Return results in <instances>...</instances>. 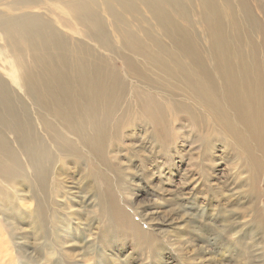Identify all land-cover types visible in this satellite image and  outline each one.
<instances>
[{"label":"bare ground","instance_id":"bare-ground-1","mask_svg":"<svg viewBox=\"0 0 264 264\" xmlns=\"http://www.w3.org/2000/svg\"><path fill=\"white\" fill-rule=\"evenodd\" d=\"M42 1L58 8L56 19L30 11L15 15L0 11L3 49L12 54L11 82L18 89L15 92L9 87L11 82L0 76V177L13 187L14 194L30 187L31 196L36 198L35 206L32 199L25 203L28 208L20 210L12 197L2 194L0 211L26 220L35 232L42 230L39 236L47 240L49 235L45 233L50 225L46 204L56 203L54 196L69 192V199L79 202L70 204V208L78 211L86 205L90 211L99 210L104 215L108 223L104 230L109 231L104 235H108L104 237L106 249L115 250L113 239L121 228L131 231L119 236L122 245L129 236L136 248L152 246L158 236L133 220L131 211L141 213V221L150 223L156 234L165 235L168 229L162 221L155 222L159 221L155 212L149 215L136 211L139 206L126 183L128 180L130 184L126 177L130 167H118L109 153L116 155L113 153L121 149L118 141L125 134L134 141L131 148H136L135 154L142 161L147 160L150 149L158 160L165 150L172 155L176 123L189 119L197 127L198 136L204 135L206 144L201 162H197L211 168L222 163L225 155L220 157L215 150L223 142L226 151L238 160L232 173L238 177L237 186L242 182L248 187L250 180L255 184V204L249 202L248 188L242 190L247 194L239 192L233 206L244 218H250L231 229L233 222L228 224L223 211L227 207L225 199L230 200L228 196L233 193L227 195L216 186L223 182L212 183L208 176L201 183L194 180V202L202 207L199 193L212 188L220 206L216 219L227 223L212 228L214 234L210 235L203 226L198 227L197 212L189 211L193 227L188 230L202 240L198 248L203 253L209 251L205 243L215 241L220 247L225 244L221 236L231 233L238 250L231 248L232 244L230 249L243 257L237 264H264V198L258 193L262 191L258 189L260 184L264 193V0ZM42 1H7L4 5L33 8L41 6ZM65 24L71 27L70 32L59 30ZM114 58L122 61L126 75L115 68ZM3 132L12 135L16 146ZM69 163L92 166L90 179L103 184L89 194L93 187L89 179H82V192L89 196L85 202L93 195L91 200L96 203L83 204L85 196L77 198L79 190L72 182L60 187ZM151 175L148 170L143 173ZM39 190L53 202L44 204L37 196ZM63 216L64 222L59 219L63 224L52 227L55 239L46 241L52 258L56 244L61 245L60 252L72 258L74 247L65 244L76 241L72 235L92 224L77 218L69 230L64 223L71 218L65 213ZM83 230L85 234L87 228ZM96 234L91 236L96 238ZM180 236L177 241L181 250ZM92 243L88 240L82 245L92 249ZM221 249L226 251L225 246ZM104 250L84 251L81 260L92 254L99 263L116 264V256L108 258ZM10 254L4 255L9 258ZM11 263L16 264L14 260Z\"/></svg>","mask_w":264,"mask_h":264},{"label":"rangeland","instance_id":"rangeland-1","mask_svg":"<svg viewBox=\"0 0 264 264\" xmlns=\"http://www.w3.org/2000/svg\"><path fill=\"white\" fill-rule=\"evenodd\" d=\"M7 1L19 2L22 0H0V11L9 15H15L21 12L30 11L36 14H40L45 18H50L52 16L56 19L58 17V13H60L58 8H56L53 3L51 4V2L48 1L43 2L41 0L42 3L39 2V4L41 3V6H35L33 8H24L18 6V9H13L11 6H5L4 3ZM49 10H52L53 12L50 14ZM260 14L262 15L261 12ZM196 25L197 30H200L202 28L199 21L196 22ZM59 30H63L65 33H67L71 31V27L65 24V26L60 27ZM203 37L205 38V35H203ZM258 37H256L257 40L261 39ZM4 42L5 41L3 38V33L0 30V76L3 78L4 81L6 79L8 80V83H10L11 80L14 79V76L11 71L12 65H10L9 62L10 60H12V54L8 49H3ZM113 65L115 66V68L119 69L120 72L123 73V75H126L125 68L123 67V63L120 59L114 58ZM9 87L15 92L18 91V89L14 87L12 82L9 84ZM20 98L26 99L23 95H21ZM176 125L178 126L173 131V138L175 143L171 147L172 149H174L175 152L173 151L172 155H169L168 151L165 150V153H160V161L158 159H155L156 154L151 149L150 152L147 153V156H149L147 157V160L142 161V157L140 158L138 155L135 154L136 148H131V145L134 141L129 140L125 134L122 135L120 140L118 141V146L121 149H119L118 151L116 150L117 152L115 151L116 153H113V155L118 154V158H115L116 155L112 156V154L109 153L110 157L112 158L111 161L113 163L118 162V167H122L125 169H129L130 167V170L128 171L129 173L126 177L129 179L131 185L128 183V180H126L127 182H124L128 184L127 186L130 188L129 191L132 192V200L136 203L135 205L139 206V209L136 208V211H142L144 213L148 212L149 215L150 213L155 212L154 217L157 216V220H159H155V222L162 221L164 224H160L165 225L164 228L168 229L166 232L167 234L165 233L166 236L156 234V232H152L151 224L141 221V213L139 215V213L133 212V210L131 211L130 207L127 204L122 203L128 211H131L132 219L136 220L140 225H144L143 227L148 229L150 233H153L155 236H158V239L156 240V243L154 245L147 246L148 248H136L133 244V241H131L132 238L128 236L127 240H124L125 244L122 245L123 241L120 240L119 236L126 235V233L130 231V229L127 228L125 230L120 227L121 231H117L116 234V237L118 236V238L115 237L113 239L114 243L116 244L114 246L115 250H111L110 247H107L108 249H106L107 244L105 238L108 235H104L106 234V232L108 234L109 231H105L104 228L107 227L108 223H105L104 215H102L99 210L92 212L90 211L91 208L87 207L86 205H84L83 207H81L80 205L81 210L78 211H76L74 207L70 208V204H77L79 202H77V200H70L69 197H72V195L69 192L64 196H54V198L57 200L56 203L46 204L49 202H53L52 200L54 199H48V201V197L45 195V193L39 190L36 192L37 196L44 204L47 205L48 208L47 213L49 216V223H47V225H50V229L48 227L47 232L45 233L47 236L49 235V239L47 240L55 239V237H53L54 228L52 230V227L54 225L60 226L63 224L61 221H59V219H64L63 213H65L68 218L70 217L72 219H70L67 224L64 223V226L66 227L72 226L75 220H77V218L78 220L84 223L85 221L91 222L92 224H88L83 227V229L87 228V232L85 233L86 236L83 233L84 230L79 229V231H77V234L72 235L75 237L76 241H72L69 244H65L74 247V250L70 251L71 255L72 253L74 254L72 258L67 257L63 254V252H60L61 245L58 244H56V252L55 255L53 254L52 258L51 254L48 251L49 246L46 244V238L39 236L42 230L35 232V230L29 225V223L26 222V220L23 221L21 220V217H15V215L13 216V214H5L0 211V233L2 234V237L0 234V264H14L11 263L13 262V260L14 262H16V264H102L99 263V261L94 260V255L92 254L89 256V258H87V260L86 258L85 260L83 259V261L85 262L81 260V253H83L84 251L93 252L96 248H100L101 250H104L105 248L108 258L112 257V255H115L116 264H237L239 261H241L243 257L239 256V252L230 249L231 244L232 246L234 244V242L232 241L234 235L230 236L231 233H226L224 234V236H221L223 242L225 243L224 245H220V247H217L219 245L218 242L214 241L213 243H211L209 241L208 243H205L206 245H208L209 251H204L203 253L201 251L202 249L199 250L201 247H198L201 246V244L203 243L202 240L199 239L195 233H192V231L190 232L188 230L189 227H193L191 226L193 222L190 212H197L196 222L198 224V227L203 226L202 229L209 232L210 235L214 234L212 228H216L219 224L221 225L222 223L226 224L228 222V224L231 225L232 223L230 224V221L233 222V227H231V229H233L236 225L240 224L243 221L245 223L247 221L246 219L250 218H244L242 214L238 213L239 210L235 209L233 203L236 202L239 192H243L244 194H250L251 198L249 202L253 206L255 204V184L250 180V185H248V187L245 186L242 182L239 183L240 185L237 186L238 177H234L232 173L234 170L233 166L238 163V160L232 152L226 151L227 148H224L223 142H219L218 148L215 150V154L220 157H222V155H225L226 161L223 160L225 161V163L223 161L222 163H215L216 165H212V168L207 165H200L198 162H201L203 151L206 149L204 135L198 136L197 127L193 125L192 121L189 119H183L179 123H176ZM38 130L40 133H42V129L40 127H38ZM3 134H5L15 145L16 142H14L13 137L10 138L12 136L11 134L9 135L4 132ZM168 155L173 156V158H168ZM157 161L159 164H156ZM145 163L147 165L146 168H144ZM78 166V164H68L67 168L65 169L67 170V173L65 174L66 178L64 177L61 180L60 187H62V185H69L72 183L75 184V189L79 190V192H77L76 194L78 196L77 198L85 196L83 204L89 203L92 205L96 203V200H91L93 197V195H91V199L89 198V200L86 201L87 203L85 202V200H87L89 196H87L88 194L82 192L84 185V183L82 182L83 180L89 179L88 181L93 187V189H91L92 191H89V194H94L96 187H99L103 183L101 180V182L99 183V180L97 181L92 180V178L90 179V173H92V166L80 165V169ZM118 167L114 166V168L116 169H118ZM26 168L28 169L27 166ZM245 168L247 169L246 165ZM147 170L149 173H152L150 177L143 176V173L145 174ZM79 171L80 174H78ZM206 176H208L212 180V183H215L216 181H222L223 183L213 185L219 186L218 188L220 189H224L227 195L233 193V195L231 194L230 196H228L230 200L225 199L227 207L226 209H224L223 212L224 217H227V222H219V220L216 219V212L220 206H218L217 204L218 199L217 196L214 197V192L211 190L212 188L209 190H205L204 188L202 189L203 191L205 190L203 194L201 192L199 193L201 196L198 195V201L201 203L202 207H198L197 203L194 202L197 199H194L195 194L192 195L191 182H194V180H196L197 182L201 183L203 180L207 179ZM78 178L80 180H78ZM5 180L6 179L0 177L1 198L2 194H6L12 197L14 199L13 204H16V207L20 210L28 208L26 207L27 205L25 203L32 201V199L33 205L35 206L36 198L31 196L32 188L24 187L25 190L22 193L17 192V194H14L13 187L8 184V181L6 182ZM78 186L79 188H77ZM246 188H248L247 193L242 191ZM258 189L262 190L258 192L259 196H262L264 198L263 186L261 184L258 185ZM80 204H82V201H80ZM33 205L32 207H34ZM194 208L196 211L194 210ZM228 209L233 210L236 213L226 214V210ZM187 210L188 212H190L188 213ZM244 213L245 215L247 214V212ZM51 215L55 217L56 221H52L53 217ZM222 216L223 215L221 214L220 217ZM239 216H241L242 218L240 219ZM169 218H171V220ZM8 219L10 220V222ZM168 219L170 221L164 222V220ZM21 221H23L24 223ZM178 225L180 226L178 227ZM50 230L52 231V233ZM110 231L112 232V230ZM93 233H97L95 235L96 238L92 237ZM178 235H181V250L179 249L180 243L177 241ZM88 240L93 242L92 249H86V247H83L82 245L86 244V241ZM210 240H214V238H210ZM102 245L104 248H102ZM222 246L226 247V251L222 252ZM191 247L193 249H191ZM231 248L237 249V247L234 246ZM7 252L8 254L11 253L9 256H11L12 254L14 255H12L13 259L12 256L9 257V259L7 255H4L7 254ZM235 258H240V260L235 261Z\"/></svg>","mask_w":264,"mask_h":264}]
</instances>
